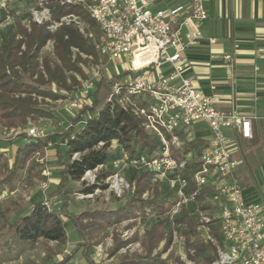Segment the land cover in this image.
<instances>
[{
  "label": "trees",
  "instance_id": "16d2710c",
  "mask_svg": "<svg viewBox=\"0 0 264 264\" xmlns=\"http://www.w3.org/2000/svg\"><path fill=\"white\" fill-rule=\"evenodd\" d=\"M45 7L50 10L51 21L43 24L35 22L31 13L21 14L17 7L2 10L0 16V125L4 128L18 129L28 125L30 120L53 118L54 112L46 107V99H67L80 85L77 75L87 78L84 68L88 60L80 53L92 56L95 62L99 61L96 48L98 40L91 41L89 35L81 32L75 24H63L54 31L49 29L52 23L60 22L64 16L74 14L87 24L88 30L92 28L100 33L98 24L91 18L85 5L82 3L63 5L50 2ZM37 8L42 9L39 6ZM8 17L13 20L2 26ZM49 42L53 43L55 59L42 55L43 49ZM73 49H77L79 53L75 54ZM126 74L128 73L116 75L111 79L102 76L89 95L92 99L91 104H84L78 110L68 128L61 133L30 140L20 146L12 164H9L5 154L0 152V172L4 175L0 179V195L4 188L10 191L16 190L24 179H28L29 184L32 185L35 178L41 177L42 171L38 168L35 155L50 147L53 138H55L56 157L62 167L57 190L51 195V197H58L59 210L48 209L46 202H38L28 214L18 217L9 224L6 233L10 234L17 246L21 248L34 246L40 240L63 245L68 240L67 226L72 224L74 230L83 238L84 243L81 246L84 247V257L89 264H95L89 254L92 247L91 241L100 236L107 226L137 219L150 211L156 213L159 218L146 230L145 237L140 239L137 233L126 241L116 237L110 256H116L122 248L140 242L143 248L142 254L121 255L116 264H171L168 259L162 258V253L157 250L163 240H166L168 226L172 224L179 226L188 223L189 220L184 211L171 216L173 204L168 203V199L174 198L175 192L171 190L172 193L161 198L159 189L152 186L156 178L155 173L148 170L134 172L129 178L134 188L133 193L122 206L115 209L87 207L80 214L70 211L75 198L72 196V189L68 186L70 182L83 180L88 171L103 166L97 174L96 182L92 185L84 183L81 192L90 194L97 189H108L106 180L114 174V169L106 168V166L118 158V153L111 151L114 142L118 144L120 151L126 152L131 159L142 156L153 157L160 150L159 141L143 126L144 119L134 112L132 104L124 107L114 100L115 98L113 102H108L113 95L112 83ZM54 87L64 90L68 95L54 91ZM131 103L137 107L146 106L143 98L132 96ZM87 113L95 115L82 129L77 130L78 124ZM186 135L187 132L184 135L181 152L173 151V156L176 158L182 159L190 153L193 158H196L205 146L204 140L188 139L185 138ZM64 141L67 159L62 156ZM101 143H103L102 146ZM75 155L78 157L75 158ZM197 167V164L191 162L188 171L184 173V177L189 180L193 190L196 189V184L192 174ZM150 191H153V196L145 198L144 195ZM211 193L212 189H204L195 200L206 203L207 198L212 196ZM205 205L201 206L203 211H207L209 207ZM8 213L7 209L0 208V221L7 222ZM211 231L223 242L218 226H211ZM75 254L76 250L58 264H68ZM210 261L212 262L213 259ZM179 262L184 264L180 260Z\"/></svg>",
  "mask_w": 264,
  "mask_h": 264
},
{
  "label": "built area",
  "instance_id": "2783aa9c",
  "mask_svg": "<svg viewBox=\"0 0 264 264\" xmlns=\"http://www.w3.org/2000/svg\"><path fill=\"white\" fill-rule=\"evenodd\" d=\"M8 1L11 0H2L3 8ZM154 1L94 0L87 5L91 18L100 29L101 36L96 44L100 60L95 62L92 56L80 53L88 60L90 76L82 82L81 96L75 98L70 107L80 110L84 104H91L89 95L96 81L103 76L102 59L117 62L125 59L129 66L128 74L112 83L113 95L108 102L116 100L124 107L132 104L134 112L144 119L143 126L161 146L153 157L131 159L122 152L121 161L136 169L151 171L156 178L170 177L176 198L170 212L172 216L189 201L188 193L195 200L200 191L212 189V196L206 201L218 203L220 211L210 215L201 210L198 214L200 222L211 233L210 242L218 244L211 231L214 225L219 227L222 241L229 245L227 250L218 246L219 259L212 264H264V206L246 199L244 187L236 175L241 164L236 157L239 142L227 134L228 130L239 129L242 139H252V120L238 111L220 110L216 96L207 95L196 80L185 76L186 54L203 38L202 28L209 18L206 0H191L189 6L181 5L169 10H155ZM50 2L73 5L83 4L85 0H40L42 11L33 14V20L38 24L51 21L50 10L45 7ZM10 19L8 17L7 24ZM63 24H75L85 33L84 22L74 14L52 23L49 29L54 31ZM73 51L79 53L77 49ZM223 60L231 72L233 57L225 54ZM132 96L143 98L146 106H135L131 103ZM198 123L206 124L211 132L200 154L196 158L191 153L182 159L174 157L173 151L181 152L186 132ZM23 133L31 139L45 137L44 130L37 126L11 130L15 136ZM113 144L118 146L116 142ZM191 162L198 165L192 174L195 190H191L189 180L184 177ZM102 168L99 166L88 171L84 178ZM107 180L108 188L121 197L127 184L125 179L116 173ZM92 184L94 182L89 185ZM98 190L101 189L90 194L82 193L79 197H92L100 192ZM148 196L149 193L144 195L145 198ZM46 206L50 209L48 202ZM97 251L100 256L104 249L99 247Z\"/></svg>",
  "mask_w": 264,
  "mask_h": 264
},
{
  "label": "rangeland",
  "instance_id": "374dc122",
  "mask_svg": "<svg viewBox=\"0 0 264 264\" xmlns=\"http://www.w3.org/2000/svg\"><path fill=\"white\" fill-rule=\"evenodd\" d=\"M89 4H91V0H85L83 3L85 7ZM38 6L41 7L40 0H11L8 1L6 7L3 8L2 0H0V16L2 10L4 11L17 7L21 14L31 13L33 17L34 12L42 11V9L39 10L37 8ZM10 20L12 21L13 19L11 18ZM7 21L8 18L6 22ZM6 22H4L2 26L6 25ZM84 24V32L89 35L91 41L94 42L99 40L101 36L100 33L92 28L88 30L89 27L85 22ZM42 55H48L55 59L53 54V44L47 45L43 49ZM102 60L104 65L102 71L103 76L108 79H111L116 75H122L129 69L128 63L125 59H120L118 62ZM90 68L89 64L84 68L87 78L90 76ZM77 78L80 85L70 97L59 100L46 99V107L54 112L53 118L40 119L38 121L30 120L28 125L15 130H25L29 127L37 126L44 130L45 137H47L50 134L61 133L68 128L71 124V120L78 112L77 109H72L70 104L75 98L81 96L79 95L81 94L79 91L81 90L82 82L87 79L82 78L79 75H77ZM53 89L63 95H68L64 90H60L56 87ZM94 115L95 114L93 113H87L78 124L77 130L82 129V127H84L88 120ZM11 130L12 129L4 128L0 125V152L5 154V158L8 160L9 164L13 163L15 153L20 146L25 145L30 140H35L27 137L26 133L15 136L11 134ZM54 142L55 138L51 140L50 147L35 155V159L39 165L38 168L42 171L41 177L35 178L32 185L29 184L28 179H24L16 190L10 191L7 188L2 190V194L0 195V208L3 210L7 209L9 213L7 215V222L3 220L0 221V264H58L75 250L76 254L68 264H89L88 260L84 257V247L81 246L84 243L83 238L74 230L72 224L67 226L68 240L63 245H59L57 242L40 240L34 246H25L24 248H21L14 244L10 234L6 233L9 224L13 223L18 217L28 214L38 202H48L50 209L59 210L60 202L58 197H51V195L57 190V184L62 171L61 164L56 157ZM65 144L66 142L64 141L62 143V156L67 159ZM111 151L113 153H118V158L114 162L107 164L106 168L113 167L114 174H120L127 182L128 186L125 184L122 196L119 197L108 188L107 190H98L100 192H96L92 197L81 199L79 195H82L83 193L81 190L84 187V183L89 185L91 182H96V177L99 171H94L89 176H86L84 180L70 182L68 188L72 189V196L75 198L74 204L70 207L71 212L80 214L87 207L96 209H115L124 205L131 197L133 190L129 178L139 169L134 168L130 163H123L121 161L122 151H120L119 146H116V144H113ZM3 176L4 175L0 172V179H2ZM108 182L109 181L106 180L107 184ZM243 182H245V180ZM170 185V177H157L152 182V186L159 189L161 198H165L172 193ZM191 190H193L192 187ZM147 193H149L147 198L153 196V191ZM188 198L189 201L182 206V209L179 212L181 213L184 211V213L188 215V223L179 226L174 224L168 226L166 230V240H163L157 251L161 252L162 258L168 259L171 264H180L179 260L184 264H212L219 259L218 246H220L221 249L227 250L229 245L224 242V240L221 242L214 233L213 236L217 239L218 244L210 242L209 236H211V233L202 225L198 214L202 210L201 206H204V204H206L205 206H209L206 212L210 215L217 214L220 211V206L218 203L215 205L214 201L199 203L190 197V193H188ZM175 201V197L168 199V203L171 204H174ZM146 214L147 215L145 216H139L137 219H131L116 225L107 226L100 236L91 241L92 247L89 254L92 261L95 264H116L118 257L121 255L129 253L142 254L143 248L140 242L122 248L119 253L113 257L110 256V250L114 247L116 237L126 241L131 239L137 233L139 234L140 239H143L146 230L149 229L159 218L154 212L147 211ZM170 239L171 242H169ZM99 247L104 249L103 254L100 256L97 251ZM214 249H216V251ZM211 259H213L212 262L210 261Z\"/></svg>",
  "mask_w": 264,
  "mask_h": 264
},
{
  "label": "crops",
  "instance_id": "0c3cea01",
  "mask_svg": "<svg viewBox=\"0 0 264 264\" xmlns=\"http://www.w3.org/2000/svg\"><path fill=\"white\" fill-rule=\"evenodd\" d=\"M190 1L156 0L153 8L169 10L189 6ZM205 7L209 18L203 38L186 54L185 76L196 80L207 95L216 96L220 110L251 118L252 139H242L239 129L227 134L239 142L237 175L246 199L264 206V0H206ZM225 54L233 57L231 72ZM186 136L207 142L211 132L198 123Z\"/></svg>",
  "mask_w": 264,
  "mask_h": 264
}]
</instances>
